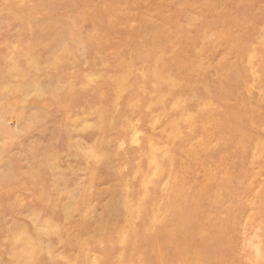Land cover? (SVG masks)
<instances>
[{
  "label": "rangeland",
  "instance_id": "1",
  "mask_svg": "<svg viewBox=\"0 0 264 264\" xmlns=\"http://www.w3.org/2000/svg\"><path fill=\"white\" fill-rule=\"evenodd\" d=\"M0 264H264V0H0Z\"/></svg>",
  "mask_w": 264,
  "mask_h": 264
},
{
  "label": "bare ground",
  "instance_id": "2",
  "mask_svg": "<svg viewBox=\"0 0 264 264\" xmlns=\"http://www.w3.org/2000/svg\"><path fill=\"white\" fill-rule=\"evenodd\" d=\"M155 38H156L155 41H154L155 44H158V45H159L160 42H161V44H164V42H166V41H162V40L160 39V34H156V37H155ZM151 48H152V49H160V45L157 46V47H153V46L151 45Z\"/></svg>",
  "mask_w": 264,
  "mask_h": 264
}]
</instances>
